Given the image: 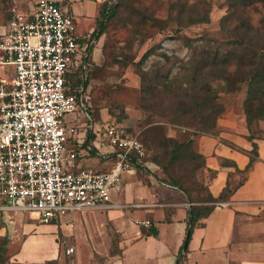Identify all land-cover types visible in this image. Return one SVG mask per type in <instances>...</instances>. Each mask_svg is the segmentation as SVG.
Here are the masks:
<instances>
[{"label": "crops", "instance_id": "0c3cea01", "mask_svg": "<svg viewBox=\"0 0 264 264\" xmlns=\"http://www.w3.org/2000/svg\"><path fill=\"white\" fill-rule=\"evenodd\" d=\"M36 1L0 0V37L12 14L16 11L29 17ZM105 1L59 3L74 19L82 45L76 60L86 64L88 71L103 59L106 33L94 37V31ZM78 66L70 69L68 79L78 77ZM90 85L88 81L85 106L103 131L113 118L104 108L95 113ZM63 123L75 129L68 134L64 149L65 157L67 151L76 153L74 169L104 172L113 166V149L100 144L83 110L65 114ZM216 130L194 138L197 152L204 157V170L215 171L206 181L213 197L227 181L234 185L241 179L238 170L247 165L253 142L257 158L243 183L223 200L225 205L214 206L200 220L202 225L194 226L179 264H264V119L249 128L242 104L237 103L217 118ZM141 162L132 163L134 172L121 173L103 207L68 211L48 222L35 213L0 210V245L4 246L0 264H64L66 259L70 264H178L190 225L189 200L178 187L155 175L156 165ZM145 219L150 221L147 226L135 223ZM68 246L74 248L71 254L65 252Z\"/></svg>", "mask_w": 264, "mask_h": 264}, {"label": "built area", "instance_id": "2783aa9c", "mask_svg": "<svg viewBox=\"0 0 264 264\" xmlns=\"http://www.w3.org/2000/svg\"><path fill=\"white\" fill-rule=\"evenodd\" d=\"M61 1L37 0L29 17L15 11L0 37V210L35 213L44 222L105 206L121 173L134 172L132 163H142L145 156L138 129L113 119L102 131L91 120L85 106L88 67L76 60L82 45ZM76 65L79 82L71 88L67 73ZM78 110L85 112L100 144L115 153L107 171L74 169L76 153L64 156L65 141L75 129L66 127L63 118ZM73 251V246L65 249L66 254Z\"/></svg>", "mask_w": 264, "mask_h": 264}, {"label": "rangeland", "instance_id": "374dc122", "mask_svg": "<svg viewBox=\"0 0 264 264\" xmlns=\"http://www.w3.org/2000/svg\"><path fill=\"white\" fill-rule=\"evenodd\" d=\"M117 5L115 14L106 22L103 59L91 68V104L95 113L104 108L112 118L130 130L138 129L146 150L144 161L156 165V155L160 166H166L171 143L164 144L165 138L171 137L178 142L192 139L194 126L173 120V108H170L171 101L166 93H160L154 99L146 96V104L152 110L140 106L141 70L161 69L162 77L167 74L176 77L181 71L183 77L184 70L178 72V69L186 66L192 52L201 48L198 45L209 47L234 37L230 29L240 17H246L264 35V2L237 12L231 18L228 29L221 27V19L228 10L226 0H122ZM205 13L207 21L194 22L196 17ZM186 39L193 40L192 46L186 45ZM150 48V56L145 62H140L143 53ZM163 54L168 56V61ZM181 83L183 87L187 86L188 94L192 87L202 92L205 87L202 82L192 85L183 79ZM217 83L214 81L211 86L216 92V102L224 110L237 103L242 104L246 89L244 83L228 93H224L219 85L216 86ZM190 105L188 101V107ZM191 149L194 147L188 148V151ZM200 162L198 157L188 159L180 156L166 168L196 197L205 194L203 186L209 176L200 167ZM153 171L161 179H167L160 167ZM64 264H70V261L66 259Z\"/></svg>", "mask_w": 264, "mask_h": 264}, {"label": "trees", "instance_id": "16d2710c", "mask_svg": "<svg viewBox=\"0 0 264 264\" xmlns=\"http://www.w3.org/2000/svg\"><path fill=\"white\" fill-rule=\"evenodd\" d=\"M121 1L122 0H106L102 4L97 27L94 31V37H98L105 31L107 20L115 14L118 6L117 4ZM263 2L264 0H226L228 10L221 19L222 29L230 28L231 18H233L237 12L256 3ZM207 20L208 16L205 13L196 17L194 22H203ZM236 21L237 22L233 23L230 29L234 37L217 42L215 45L209 47L198 45V47L200 46L201 48L196 52L194 50L186 61V66H181L178 69V72L184 70L183 77L181 76V71L176 77H169L168 74L162 77L161 69H147L141 70L140 72V93L142 95L140 96V106L150 111L152 107L146 104L148 100L146 96L154 99L158 94L166 93L168 99L171 101L170 108H173V120L194 126L192 127V139L178 142L171 137L165 138L164 144L167 142L171 143V149L169 151L170 157L166 166H160L158 157L156 155L154 156L157 167H160L162 172L167 175V179L164 181L182 190L190 203V225L188 226L184 238L182 254L178 258V264L187 250V243L194 226L202 225L200 220L212 211L215 203L226 200L234 190L243 183L248 171L257 158V146L253 142L252 148L248 151L249 161L247 165L244 169L238 170L242 175L241 179L234 185L227 181L217 197H213L208 192L206 184L203 186L205 194L201 195V197L194 196L190 189L182 185L178 178L174 177L166 170V168L180 156H186L188 159L198 157L201 159L200 167L204 169V157L197 152L195 148V139H193V137L200 134H215L217 131L216 118L224 110V107L216 102V92H214L211 86L212 82L218 81L216 86L219 85L224 93L235 91L239 88L241 83H244L246 89L242 106L247 126L250 128L258 120L264 119V35L256 27L252 26L246 17H240L236 19ZM200 39L203 38L200 37ZM254 40L258 42H254ZM192 42V39H186L185 41L187 46H192ZM151 52L152 48L146 50L139 61L145 62ZM163 55L166 61H168V56L166 54ZM90 72L91 70L85 75V86L90 79ZM183 79L185 82L191 83L192 85L202 82L203 85H205L203 92L192 87V91L188 94L187 86H182L181 80ZM70 82V87L74 88L77 86L79 80ZM188 101L191 103L190 107H188ZM187 118L189 119L186 120ZM113 119L117 121L116 118ZM249 139L252 140L253 136L250 135ZM190 147H194V149L188 151ZM132 159L134 161L136 160L135 157H132ZM207 170L210 177L214 175V170ZM149 232L154 235L156 234L155 229H151ZM3 247V244L0 245V252L3 250ZM45 264H56V262L49 261Z\"/></svg>", "mask_w": 264, "mask_h": 264}]
</instances>
